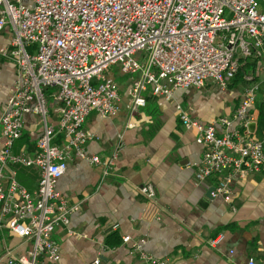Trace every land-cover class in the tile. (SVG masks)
<instances>
[{
    "label": "built area",
    "instance_id": "obj_1",
    "mask_svg": "<svg viewBox=\"0 0 264 264\" xmlns=\"http://www.w3.org/2000/svg\"><path fill=\"white\" fill-rule=\"evenodd\" d=\"M5 27L13 32L9 55L20 77L0 119V226L32 241L18 256L8 251L9 263L59 261L53 232L64 225L74 234L69 224L78 207L57 187L59 178L76 157L102 166L104 178L123 150L120 138L111 155L89 154L87 144L96 135L84 128L91 112L110 116L120 110L113 65L132 74L124 93L130 114L145 106L146 92L168 100L173 90L200 89L206 81L224 90L242 66H252L243 75L232 117L203 123L176 108L182 125L195 131L203 147L194 175L215 180L211 197L231 202L235 177L264 173L263 142L239 128L254 120L249 112L264 81V9L258 0H0V30ZM136 56L146 58L144 63ZM29 116L41 127L35 152L14 153ZM234 121L239 127L232 126ZM16 164L40 168L34 190L20 183ZM139 191L155 196L151 182ZM121 241L139 264H171L145 250L142 238L132 240L125 233ZM246 264L258 263L249 256Z\"/></svg>",
    "mask_w": 264,
    "mask_h": 264
},
{
    "label": "crops",
    "instance_id": "obj_2",
    "mask_svg": "<svg viewBox=\"0 0 264 264\" xmlns=\"http://www.w3.org/2000/svg\"><path fill=\"white\" fill-rule=\"evenodd\" d=\"M260 7L264 9V5ZM12 39L9 27L0 30V119L20 77L19 67L9 55ZM256 74L263 76L261 71ZM210 86L222 93L208 91ZM226 88L220 90L206 81L200 89H175L168 100L146 92L145 106L131 114L126 107L128 98L120 92L117 113L91 112L84 128L96 136L88 142L87 152L111 155L120 138L124 148L104 178L102 166L88 159L69 161L57 187L71 204H78L69 224L75 233L69 234L67 226H57L53 237L60 244L61 259H44L41 264H97V257L101 258L98 264H139L137 255L129 253L128 243L121 241L125 233L132 240L142 238L145 250L166 257L171 264H246L249 256L264 264V173L235 177L231 202L211 197L207 191L215 180H197L194 175L203 147L196 143L195 131L182 125L176 108L180 105L203 123L232 117L243 83L231 80ZM249 113L254 120L243 127L234 121L232 126L264 145V83ZM155 120L160 125L153 132ZM129 122L132 127H127ZM248 123L254 126L247 128ZM40 130L39 119L29 116L21 136L27 137V143L21 150L35 152ZM21 165L19 169L13 166L17 178L32 191L41 173ZM145 182L153 184L154 197L139 191ZM217 235L222 238L211 244ZM31 245L30 239L0 226V264H18L9 263L8 251L18 256Z\"/></svg>",
    "mask_w": 264,
    "mask_h": 264
},
{
    "label": "rangeland",
    "instance_id": "obj_3",
    "mask_svg": "<svg viewBox=\"0 0 264 264\" xmlns=\"http://www.w3.org/2000/svg\"><path fill=\"white\" fill-rule=\"evenodd\" d=\"M258 2H259L260 5H264V2L261 3V0H258ZM135 58L141 64L144 63V61L146 59V58L142 59V58H139L137 56ZM111 71L116 75L117 82L120 84V92L121 93H125L126 92V88L129 85L128 81L130 80L132 74L121 73L119 64L113 65L112 68H111ZM138 75H139V72L135 73L133 76H138ZM51 90H52L53 93L57 92V88L56 87L52 88ZM207 90L210 91V92H213V93H218V95H220L222 93L221 91L218 90V88L212 87V86H210ZM25 143H27V137L24 135L21 139H18L15 142L13 152L14 153H20L21 152V148H23L25 146ZM15 166H16V168L19 169V167H21L22 165L21 164H16ZM30 166L33 167V168H36L37 171L40 174V168L37 165L34 164V165H30ZM19 179H21V175L20 174H19Z\"/></svg>",
    "mask_w": 264,
    "mask_h": 264
},
{
    "label": "trees",
    "instance_id": "obj_4",
    "mask_svg": "<svg viewBox=\"0 0 264 264\" xmlns=\"http://www.w3.org/2000/svg\"><path fill=\"white\" fill-rule=\"evenodd\" d=\"M249 68H250V70H254V68L252 67V66H250V65H244V66H242L240 69H239V71L237 72V74H236V76L234 77V81H240V82H242L243 83V85H244V80H243V75L246 73V72H248V70H249ZM264 82H259V87H260V85L261 84H263ZM259 89V88H258ZM159 125H160V121H158V120H155L154 122H153V128H152V126H151V129L153 130V132H155L157 129H158V127H159Z\"/></svg>",
    "mask_w": 264,
    "mask_h": 264
},
{
    "label": "water",
    "instance_id": "obj_5",
    "mask_svg": "<svg viewBox=\"0 0 264 264\" xmlns=\"http://www.w3.org/2000/svg\"><path fill=\"white\" fill-rule=\"evenodd\" d=\"M250 125H251V126H254V123H248V124L246 125V126H247V128H249V127H250ZM210 189H211V188H209V189H208V191H207V192H208V194H209V191H210Z\"/></svg>",
    "mask_w": 264,
    "mask_h": 264
}]
</instances>
